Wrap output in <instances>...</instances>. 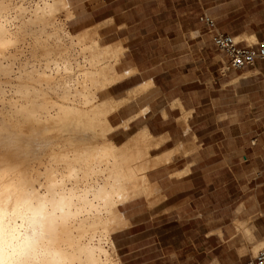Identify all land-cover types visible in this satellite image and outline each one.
Masks as SVG:
<instances>
[{
    "label": "bare ground",
    "instance_id": "bare-ground-1",
    "mask_svg": "<svg viewBox=\"0 0 264 264\" xmlns=\"http://www.w3.org/2000/svg\"><path fill=\"white\" fill-rule=\"evenodd\" d=\"M62 13L67 0H0V264H122L119 205L149 188V135L130 153L108 116L151 82L97 101L133 70L118 74L121 47L71 33Z\"/></svg>",
    "mask_w": 264,
    "mask_h": 264
},
{
    "label": "rangeland",
    "instance_id": "rangeland-1",
    "mask_svg": "<svg viewBox=\"0 0 264 264\" xmlns=\"http://www.w3.org/2000/svg\"><path fill=\"white\" fill-rule=\"evenodd\" d=\"M67 1L72 16L66 18L62 13L59 17L65 20L68 30L77 34L92 29L90 37L96 38L101 47H121L115 71L125 74L133 70L119 82L100 89L97 101L109 103L124 99L134 87L151 82L148 93L121 110V117L117 116L113 123L146 106L140 109L144 113L150 104L151 112L146 120H151L153 130L159 132L165 125L157 115L170 106L181 111L183 120L193 117V132L205 144L191 154L194 147L190 148V137L183 138L176 123L174 138L185 144L178 143L170 149L161 146L163 138H154L148 133L142 120L134 121L128 130L123 128L122 122V128L109 133V139L118 146L131 143L130 153L133 154L139 150L136 137L142 132L149 135L150 159L144 167L149 188L119 205L127 224L112 233L118 259L122 264L188 262L192 253L190 242L194 237L191 230L196 227L199 230L200 248L196 252L199 260L206 262L216 252L226 258L225 251L208 252L210 248L203 232L208 226L228 221L224 217L232 214L230 207L224 208V182L238 188L264 173L260 168L264 143V79L260 76L239 79L242 72L227 70L225 55L211 43L209 29L200 24L197 17L209 15L222 32H253L260 26H245L244 22L255 19L256 0ZM242 37L246 36L237 39ZM248 39L250 44L256 38ZM137 66L140 74L131 76ZM172 113L177 115L178 111ZM254 140L256 145L252 144ZM173 160L178 166L186 161L198 162L195 173H199V181L166 185L161 177L164 169L159 168ZM234 204L232 202L231 208ZM247 223L235 221L236 225L245 226L246 233L250 234L253 230ZM263 246L264 242L256 246L251 255ZM236 252L232 250L231 254ZM238 253L249 252L243 249ZM230 259L235 263L239 261L233 256Z\"/></svg>",
    "mask_w": 264,
    "mask_h": 264
},
{
    "label": "crops",
    "instance_id": "crops-1",
    "mask_svg": "<svg viewBox=\"0 0 264 264\" xmlns=\"http://www.w3.org/2000/svg\"><path fill=\"white\" fill-rule=\"evenodd\" d=\"M254 6H256L254 7V9L256 10L255 19L245 21L244 25H255L260 26V28L256 27L253 32H248L247 30L241 32H223L234 36L245 35L246 37H242L243 39H241L242 44H248V37L251 36H254L256 38L254 39L255 42L264 41V0H258V2L256 0ZM201 15L202 14L198 15L197 18L198 22L203 25V23L200 21ZM209 39L214 45L212 35H209ZM222 54L225 55L228 61L227 70L232 69L233 71L242 72V74L239 75V79L247 78L249 76H260L262 79H264V59H258L252 65H247L243 68L235 69L230 66L228 56L224 52H222ZM138 74H140V70L137 66L135 67V72L131 76H137ZM152 83H154V78H152ZM150 89L151 88H149L146 92L142 94L148 93ZM139 96L123 104L121 107H119V109L109 114V121L115 127L113 133L122 128V125H120L122 122H125V125H127L126 127H124V125L123 128L128 130V128L134 121L142 120L144 123L143 126L146 127L148 133L154 138H163L164 141L162 142L161 146H166V149H170L174 148V146L178 143L182 146L185 144V141L183 142L182 140L180 142H176V139L174 138L175 135L173 127L176 123L177 126H180L181 128V134L183 135V138L186 137L187 139L188 135L190 137V148L194 147V151L191 150L190 152L191 154H194L199 151L201 145H205L202 141L199 140V136L197 135V133L193 132V117L191 116L187 120H183L181 111L178 108L172 109L170 106L166 107L164 111L161 110L159 114L156 113V115L158 114L157 116H159V120L165 125V128L159 132H155V129L153 130V126L150 124L151 120H146V116L151 112L150 104L148 105V109L144 113H141L140 109H144L146 108V106L140 108L139 110H136L135 112L127 114L124 118L118 119V121H116L114 124L113 121L117 120L118 117H121V110L129 106L131 103L137 102ZM174 110L178 111L177 115H173L172 111ZM176 163L177 162L173 160L172 162L166 163L161 168H159L161 170L164 169V172L163 174H161V177L166 181V185H184V183L188 182H190L191 184L193 180L197 179L199 181V173H195L196 171H198V162L186 161L180 166L176 165ZM180 171L185 172L180 174ZM249 182L251 183H244L242 185H240L241 183H238V185H240V187L238 186V188L235 185L231 186L232 184L230 182H224L222 190L224 197L222 198V200L225 203L224 208L230 207V209H232V214L229 217H224L228 221L223 220L221 225L208 226L206 228V231L203 232V235L207 239L206 242L208 243V247L210 248L208 249V252L212 253L214 250H222L225 251L227 257L222 258L220 254H217L216 252V254L212 255L210 260L206 262L203 260H199V256L196 254V252H198L200 248L199 230L196 227L191 230V234H194V237L191 239L190 242V248L192 250V253H190L191 255L189 259L191 260L183 264H241L249 261L251 258L254 257V255H251L253 249L264 242V173L261 174V177L251 178ZM181 192H183V190ZM166 199H169L168 195H166ZM232 202L236 203L234 204L233 208H231ZM195 216L198 217L199 214H196ZM236 220H238L239 222L247 221V224L252 228L253 231H251L250 234H247L245 231V226L243 227L242 225H236ZM243 249L248 250L249 253H238ZM232 250H236L237 252L235 254H231ZM249 254L251 256L250 258L248 257ZM232 256L239 258V261H237L238 263H235V261H231L230 258ZM243 258L246 259L242 260Z\"/></svg>",
    "mask_w": 264,
    "mask_h": 264
},
{
    "label": "built area",
    "instance_id": "built-area-1",
    "mask_svg": "<svg viewBox=\"0 0 264 264\" xmlns=\"http://www.w3.org/2000/svg\"><path fill=\"white\" fill-rule=\"evenodd\" d=\"M200 21L209 29L214 45L228 56L231 67L240 69L252 65L258 59H264V41L242 44L237 36L220 31L216 21L209 15H201ZM252 144L256 145V140ZM260 168L264 172V143L261 146ZM241 264H264V246L253 258Z\"/></svg>",
    "mask_w": 264,
    "mask_h": 264
}]
</instances>
